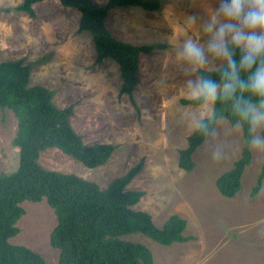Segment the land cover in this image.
<instances>
[{
  "label": "rangeland",
  "instance_id": "rangeland-1",
  "mask_svg": "<svg viewBox=\"0 0 264 264\" xmlns=\"http://www.w3.org/2000/svg\"><path fill=\"white\" fill-rule=\"evenodd\" d=\"M104 5L108 0H94ZM24 0H0V62L24 59L30 63V85L54 90V103L74 105L71 122L86 144L114 146L109 160L86 167L57 148L45 149L40 163L47 169L72 172L102 188L127 173L143 159L142 170L128 189L144 191L134 209L152 214L157 226L178 214L187 220L185 235L195 237L172 245L160 244L142 234L123 238L141 242L153 252L155 264H264V179L252 195L264 153L252 151L241 188L232 198L220 193L217 178L231 169L242 155L244 138L240 124L224 117L193 153L190 172L178 165L179 150L212 104H182L191 98L186 84L198 79L197 71L182 59L185 39L204 44L208 36L202 24L214 13L217 0H163L158 11L140 7H115L106 17L114 37L132 44L164 43L166 48L140 56L139 83L131 95L120 94L122 76L118 64L105 58L97 62L92 35L78 29L80 12L58 0L33 4L35 16L16 10ZM192 16L197 17L195 21ZM226 61L208 54L202 69H217ZM13 111L0 108V173L18 167L19 148L13 145L17 131ZM220 160L213 159L214 152ZM25 213L18 220L20 232L10 241L40 253L46 264H58L59 250L50 233L57 224L52 207L40 202L21 203Z\"/></svg>",
  "mask_w": 264,
  "mask_h": 264
},
{
  "label": "trees",
  "instance_id": "trees-1",
  "mask_svg": "<svg viewBox=\"0 0 264 264\" xmlns=\"http://www.w3.org/2000/svg\"><path fill=\"white\" fill-rule=\"evenodd\" d=\"M39 1L44 0H24L16 10L35 16L33 4ZM58 1L80 12L78 29L92 35L96 61L114 60L123 79L120 94L131 95L139 83L140 55L151 54L167 45H137L117 39L106 26V17L115 7L158 11L163 0H108L104 5L94 0ZM231 51L233 57H239V49L231 48ZM225 66L226 62L217 69L200 68L197 73L199 78L219 82ZM31 68L24 59L0 62V108L13 111L17 117L12 142L19 148L18 167L12 172L0 173V264H46L40 253L10 241L20 232L17 222L25 213L21 203L26 200L40 202L45 198L54 210L57 224L49 241L59 250L58 264H155L147 245L123 236L139 233L163 245L194 239L184 234L187 220L180 215H170L159 227L151 213L132 207L141 200L144 191L127 187L142 170L143 159L127 173L115 177L106 188L76 173L47 169L40 163L39 157L45 149L57 148L86 167L95 168L109 160L114 146L99 142L86 144L71 122L74 105L60 108L53 101L54 90L40 84L30 85ZM238 95L247 96L246 93ZM181 103L200 105L203 102L182 98ZM233 104L234 100L222 98L212 104L210 114L200 120L188 137V145L179 150L178 160L181 169L192 171L196 165L193 153L215 129L218 119L224 117L232 125L240 124L244 138L242 155L216 180L220 193L229 198L239 192L244 170L252 162L247 125L234 114ZM263 179L264 158L252 195L259 193Z\"/></svg>",
  "mask_w": 264,
  "mask_h": 264
},
{
  "label": "clouds",
  "instance_id": "clouds-1",
  "mask_svg": "<svg viewBox=\"0 0 264 264\" xmlns=\"http://www.w3.org/2000/svg\"><path fill=\"white\" fill-rule=\"evenodd\" d=\"M202 31L207 41L185 39L179 50L182 59L194 72L208 63V54L224 59L226 66L219 82L205 77L187 81L190 97L206 104L221 98L234 100V114L247 125L248 147L264 153V0H217ZM230 46L239 49L238 58ZM213 159L220 160L221 153L214 152Z\"/></svg>",
  "mask_w": 264,
  "mask_h": 264
},
{
  "label": "crops",
  "instance_id": "crops-1",
  "mask_svg": "<svg viewBox=\"0 0 264 264\" xmlns=\"http://www.w3.org/2000/svg\"><path fill=\"white\" fill-rule=\"evenodd\" d=\"M155 51H158V50H155ZM155 51H153L151 54H153ZM142 54H145V53H142ZM142 54H141V55H142ZM141 55H140V56H141ZM146 55H150V54H146Z\"/></svg>",
  "mask_w": 264,
  "mask_h": 264
}]
</instances>
